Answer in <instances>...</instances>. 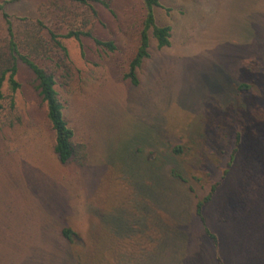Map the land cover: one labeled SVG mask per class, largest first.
<instances>
[{
	"label": "rangeland",
	"instance_id": "obj_1",
	"mask_svg": "<svg viewBox=\"0 0 264 264\" xmlns=\"http://www.w3.org/2000/svg\"><path fill=\"white\" fill-rule=\"evenodd\" d=\"M100 1L109 9L87 1L96 18L69 0L5 8L21 53L54 75L79 154L60 164L35 77L17 61L20 87L11 93L5 80L0 101V264H158L157 215L145 214L147 227L129 232L125 219L134 224L142 214L135 180L162 164L181 177L189 230L196 200L223 172L224 198L237 181L247 188L237 190L234 208L251 206L250 213L238 216L225 256L229 264H264V0H159L155 20L170 27V45L159 49L148 33L149 58L135 86L125 75L139 45L143 1ZM70 30L116 49L58 38L64 52L49 31ZM33 37L44 41L41 53L23 45ZM8 38L0 14L3 52ZM151 200L145 204L155 207ZM63 228L79 240L68 244Z\"/></svg>",
	"mask_w": 264,
	"mask_h": 264
},
{
	"label": "crops",
	"instance_id": "obj_2",
	"mask_svg": "<svg viewBox=\"0 0 264 264\" xmlns=\"http://www.w3.org/2000/svg\"><path fill=\"white\" fill-rule=\"evenodd\" d=\"M153 160L148 161L160 165L159 163L161 162H153ZM163 165L162 167H156L157 170L154 172L150 171L154 170V168H149L146 172H143L142 179L135 180L141 181L140 184L135 185L137 187L141 186L139 195L143 199L142 203L137 205V210L142 212V214L140 217L134 218V224L133 218L131 219V223H129L126 215L125 229L127 230L128 227L129 232V228L132 225H138L142 228L147 227L146 215H150L152 219H155L153 215H157L159 220L154 221L153 226L157 230L158 235L156 241L158 264H193L194 258L198 259L200 255L204 257L202 260L198 259L200 264H229L225 256L226 243L232 235V231L238 225V216L250 213L251 207L247 210L235 209L234 200L237 198V190L240 195L247 188H239V182L237 181L233 190L226 192L225 196L227 197L224 198L223 172L220 179L210 186L209 191L203 197L196 200L194 210L191 213L192 226L189 230L186 214L183 211L184 205L182 204V200L185 201L183 196L186 195L185 191L181 190L183 185L181 180L176 178L175 173L172 174L173 170ZM154 182L158 184L154 185ZM213 185L217 187L212 193L210 200L202 209V222L196 215V203L209 194ZM230 195H232L231 198ZM148 198L152 199L151 201L155 207L145 204ZM228 198L231 201L230 204L227 203ZM261 202H264V200ZM263 205L261 204L258 207ZM127 206L129 207V204ZM150 209L155 210V212L152 213ZM143 213L146 215L143 216ZM205 229L215 236L216 243L208 237ZM198 243L199 247H196ZM205 251L208 252V257L204 256Z\"/></svg>",
	"mask_w": 264,
	"mask_h": 264
},
{
	"label": "trees",
	"instance_id": "obj_3",
	"mask_svg": "<svg viewBox=\"0 0 264 264\" xmlns=\"http://www.w3.org/2000/svg\"><path fill=\"white\" fill-rule=\"evenodd\" d=\"M21 0H0V14L6 24V30L8 33V40L6 46L3 48V52L0 49V101L4 99L2 92V86L7 80L8 88L11 93H14L20 87L16 80V75L18 72L17 61L22 62L34 75L37 82V89L39 91V96L46 107V117L50 123L51 129L54 133V145L53 152L57 156L60 164H66L71 159L77 157L79 151L74 144V132L69 127L63 115V104L61 103L58 93L56 91L55 85L56 80L54 75L38 64L34 59H32L28 54L21 53L20 45L16 42L15 34L12 28V22L5 11L8 4L18 2ZM87 1L89 0H69L71 3L80 4L83 7H89L90 16L93 18L97 17V14L93 8L88 6ZM102 4L105 8L109 9V4L105 1L91 0ZM145 8V17L142 23V29L139 35V45L136 53L129 63L128 73L125 75L126 79L130 81L132 85H138V78L136 70L142 65L143 61L149 58V32H151L152 37L156 41V45L159 49L168 47L170 45V27L159 26L156 24L154 9L160 7L159 0H142ZM42 26V23L39 22ZM50 39L54 45L65 52L64 47L58 40V38L69 39L74 38L79 41L81 37L91 38L94 43L102 47L106 52H112L116 49L112 41H102L94 38L92 33L87 31H76L70 30L62 36L56 35L54 32L49 31ZM15 38V39H14ZM26 47H32L31 49L36 52H42L45 49V43L39 37H33L32 39L26 40L23 44ZM23 47V46H22ZM39 54V53H38ZM245 87V86H243ZM13 107V101L10 102V108ZM175 154L179 152L175 148L173 150ZM230 164V163H229ZM227 173L224 172V176ZM176 178L181 179L179 175H175ZM216 185L211 187L209 194L198 200L196 203V215L203 222L202 209L204 205L210 200L212 193L216 189ZM208 237L216 243L215 236L210 234L207 229H205ZM61 236L67 241L68 244L73 245L74 240L77 239V235L69 228H63L61 230Z\"/></svg>",
	"mask_w": 264,
	"mask_h": 264
}]
</instances>
